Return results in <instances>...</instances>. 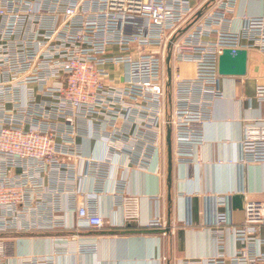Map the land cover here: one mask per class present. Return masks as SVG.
Here are the masks:
<instances>
[{
	"label": "built area",
	"instance_id": "1",
	"mask_svg": "<svg viewBox=\"0 0 264 264\" xmlns=\"http://www.w3.org/2000/svg\"><path fill=\"white\" fill-rule=\"evenodd\" d=\"M225 50L247 51L248 67L264 58V0H0V256L7 233L52 244L20 264L95 254L84 233L109 227L100 196L137 222L125 172L156 162L164 175L169 138L172 162H201L223 81L245 78L220 74ZM237 101L239 158L218 164L243 172L264 164V84ZM204 199L217 251L182 264H264V201L247 200L237 224L232 192ZM148 227L165 230L164 214ZM228 235L239 245L231 254Z\"/></svg>",
	"mask_w": 264,
	"mask_h": 264
},
{
	"label": "crops",
	"instance_id": "2",
	"mask_svg": "<svg viewBox=\"0 0 264 264\" xmlns=\"http://www.w3.org/2000/svg\"><path fill=\"white\" fill-rule=\"evenodd\" d=\"M254 57L262 62L256 64L255 73L249 71L251 61L249 73L242 83L232 78L223 81L225 97L214 101L210 122L204 127L206 143L199 151L201 162L192 167L173 162L171 181L169 162H166L164 175L154 171L156 162L146 171L127 170V191L139 199L138 221L124 223V212L115 199L100 196L99 212L109 222V227L105 231L90 229L84 233L98 240V251L59 257L58 264H182L186 260H202L215 254L214 237L203 225L204 197L232 192V215L237 224L244 220L247 200L264 201V164L246 165L243 172L235 165L218 164L219 161L239 158V122L246 112L240 108L238 98L254 96L257 85L264 84V75L260 74L264 58ZM241 188L244 194L237 193ZM189 195L191 200L187 205ZM187 208L190 225L186 224ZM161 213L165 217V230H139L147 228L149 221ZM131 225L139 231L126 229ZM1 237L9 245V251L0 256V264H20L21 256L48 253L52 248L44 234L7 233ZM238 246L228 235L225 252L231 254Z\"/></svg>",
	"mask_w": 264,
	"mask_h": 264
},
{
	"label": "water",
	"instance_id": "3",
	"mask_svg": "<svg viewBox=\"0 0 264 264\" xmlns=\"http://www.w3.org/2000/svg\"><path fill=\"white\" fill-rule=\"evenodd\" d=\"M220 74L228 77H244L248 72V53L245 50H225L220 56ZM171 142L169 138V175H172Z\"/></svg>",
	"mask_w": 264,
	"mask_h": 264
},
{
	"label": "rangeland",
	"instance_id": "4",
	"mask_svg": "<svg viewBox=\"0 0 264 264\" xmlns=\"http://www.w3.org/2000/svg\"><path fill=\"white\" fill-rule=\"evenodd\" d=\"M254 56H255V55H252V56H251V57H253L252 62H251V66H252V68H251V67L249 68V71L251 72V74H252V73H255V72H254V68H255L256 64L259 63V62H261V59H259V58L257 59V58H255ZM261 63H262V62H261ZM260 70H261L260 74H261V75H264V65L261 66V69H260ZM249 71H248V73H249ZM256 73L258 74L259 71H256Z\"/></svg>",
	"mask_w": 264,
	"mask_h": 264
},
{
	"label": "trees",
	"instance_id": "5",
	"mask_svg": "<svg viewBox=\"0 0 264 264\" xmlns=\"http://www.w3.org/2000/svg\"><path fill=\"white\" fill-rule=\"evenodd\" d=\"M126 229H129V230H133V231H139V230H141V231H150V230H158V229H156V228H151V227H147V228H138L137 229V227L135 226V225H131V226H127L126 227Z\"/></svg>",
	"mask_w": 264,
	"mask_h": 264
}]
</instances>
